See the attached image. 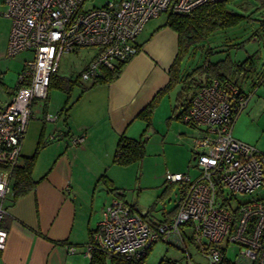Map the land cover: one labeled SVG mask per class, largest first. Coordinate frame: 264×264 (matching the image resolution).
I'll return each instance as SVG.
<instances>
[{"label":"built area","instance_id":"built-area-1","mask_svg":"<svg viewBox=\"0 0 264 264\" xmlns=\"http://www.w3.org/2000/svg\"><path fill=\"white\" fill-rule=\"evenodd\" d=\"M214 1L220 0H106L99 7H87V0L3 1L0 15L10 20L5 55L31 51L33 58L24 61L9 98L0 100V164L5 166L0 168V250L7 238L2 219L11 194L12 170L21 162L32 104L46 97L62 55L96 46L95 55L79 73L82 80L92 79L100 66L112 67L114 61L129 60L138 51L135 39L148 20L166 11L189 13ZM257 81V85L264 81V75ZM250 95L228 79L213 78L202 85L182 118L195 128L191 162L186 171L165 173L167 183L178 184L175 213L152 224L117 190L91 231L85 254L90 257L98 249L107 256L129 259L159 240L180 247L189 241L204 263L194 262L186 251L185 264H221L231 246L237 253L230 263L264 264V197L238 198L264 187V153L232 135ZM82 141L83 136L76 135L70 144ZM67 249L74 251L73 246Z\"/></svg>","mask_w":264,"mask_h":264},{"label":"crops","instance_id":"crops-1","mask_svg":"<svg viewBox=\"0 0 264 264\" xmlns=\"http://www.w3.org/2000/svg\"><path fill=\"white\" fill-rule=\"evenodd\" d=\"M153 19L148 20L137 35L138 51L126 62L117 78L94 85H89L91 79L86 80L84 85L87 87L80 88L77 96H70L69 101H74L67 111L62 110L65 103L62 102L52 113L47 101L48 91L39 106V99L34 100L21 142L19 166L38 148L32 168L33 179L37 182L14 202L6 201L7 212L2 226L7 229V238L5 247L0 250V264H87L85 248L90 232L114 195L107 183L111 188L121 190V197L126 200L120 186L124 183L115 176L118 165L111 163L118 137L124 134L138 138L144 134L147 137L145 153L164 149L166 134L161 135L158 128L167 123L170 126L175 119L180 120L176 118L180 110L176 109L180 108L176 100L180 83L159 96L145 131L146 122L138 114L169 83L175 61L180 65L182 77L183 60L179 59L181 47L177 32L163 24L165 19ZM9 31L10 28L0 36V58L6 56ZM14 88L15 84L6 90L3 84L0 100L6 101ZM48 114L57 115V118L47 119ZM150 129L152 133L148 139L146 133ZM182 133V137L186 135ZM156 134L160 137L158 140L153 137ZM76 135L83 136V141L74 146L70 139ZM182 137L176 141L180 142ZM190 139L187 144H180L188 164L192 159ZM165 173H161L155 182L160 190H168L174 184L165 181ZM135 207L146 220L149 219L146 217L148 210ZM175 211L176 206L169 211L163 210L160 218L148 221L152 224L161 222ZM67 246H73L74 251L70 253Z\"/></svg>","mask_w":264,"mask_h":264},{"label":"rangeland","instance_id":"rangeland-1","mask_svg":"<svg viewBox=\"0 0 264 264\" xmlns=\"http://www.w3.org/2000/svg\"><path fill=\"white\" fill-rule=\"evenodd\" d=\"M3 1L0 0V12L3 10ZM105 1L87 0L86 4L87 7H99ZM228 6L235 12L242 14L244 19L236 26L216 30L205 39L190 46L182 58L181 70L183 71L181 74L185 76V72H190L194 68L202 66L206 60L213 63L223 59V65L219 70L225 72L229 80L241 84L246 93L251 94L245 108L237 116L233 124L232 135L264 153V81L258 85L255 83L258 76L262 73V68H264V29L260 27L261 23L264 22V3H261L259 0H230ZM165 16V13H161L157 18L154 17L153 20L161 21L165 19ZM9 28L10 20L0 15V36L4 35ZM208 48L213 52L205 53ZM96 50V46H82L72 52L64 53L56 73L57 77H70L78 79L81 84H85L86 80H82L79 73L82 67H84L85 61ZM248 55L253 57L254 68L246 71L245 74L239 71L236 72L235 67L237 63L241 62ZM32 58L33 53L31 51H20L10 56L1 57L0 90H2L3 84L6 85V90L12 89L16 83L18 73L22 70L24 61L31 60ZM203 77V73H195L194 75L196 80H200ZM57 79L53 81L48 90L49 96L47 101H49L52 113L55 112L56 106L63 104L62 102H65L67 99V93L57 86ZM177 86L180 87L179 84ZM79 91L80 85L73 88L70 95L74 97L75 94L77 96L76 93H79ZM191 91L192 89L186 91L184 98H188ZM41 102L43 103V99L37 101L38 106ZM172 123L170 126L167 123L158 128L161 135L166 134L163 150L146 151L145 156L139 162L125 166H115L117 180L124 183L120 186L124 189L126 201L135 204L139 210H148L147 219L160 218L163 210L169 211L174 209L179 196L177 183L172 184L168 190H160L155 185L157 177L166 171H186L188 168L187 164L189 160H186V152L180 144H187L195 128H190L182 120L175 119ZM150 132L152 133L151 129L146 133L148 139L150 138ZM182 132L186 133L183 137ZM153 137L157 140L160 138L158 134ZM180 137H182L180 142L176 141ZM189 151H191V148H189ZM250 197H264V187L256 188L252 193L242 194L238 198L240 200H247ZM186 251L194 262L204 263L200 251L192 242L186 241L180 247L161 240L156 241L149 248L145 257V263L157 264L161 258L166 257L184 264L187 260ZM236 253L237 248L231 246L226 253V257L234 260Z\"/></svg>","mask_w":264,"mask_h":264},{"label":"trees","instance_id":"trees-1","mask_svg":"<svg viewBox=\"0 0 264 264\" xmlns=\"http://www.w3.org/2000/svg\"><path fill=\"white\" fill-rule=\"evenodd\" d=\"M229 2L230 0L205 2L194 8L189 13H174L172 11L165 12L166 16L163 24L168 25L178 34L179 45L181 47V57L179 56V59H182V56H184L186 53L185 51L190 48V46L205 39L214 31L234 27L244 19L242 14H239L229 8ZM260 27L264 29V22L261 23ZM212 52L213 51L210 48L206 49L205 51V53ZM127 61L128 60H116L114 61L112 67L100 66L99 72L90 80L89 85L108 83L114 80L120 74ZM222 65L223 59L217 60L213 63L206 60L202 66L194 68L192 71L186 73L185 76L181 77L179 76V65L177 61H175L171 67L169 83H167L163 89H160L155 94L153 99L138 114V116L143 118L146 122L144 131L150 125L151 115L156 107L159 96H161L168 89L174 87L176 84L180 83V88L178 90L176 99L177 102H179L180 110L176 114V118L182 120L190 106L192 96L202 85L208 84L213 78H218L219 80H229V78H227V74L219 70ZM253 68V57L248 55L241 62L237 63L235 71L245 74L246 71L252 70ZM195 73H203L204 77L200 80H196L194 78ZM262 75H264V68H262V73L258 77H261ZM57 78L58 77L56 73L51 76L47 91L49 90L51 84H53V81H55ZM57 80V86L67 93V99L65 100V103L62 107V110L67 111L74 101H69L71 90L75 86L79 85L81 89H84L87 87V85L81 84L78 79H72L70 77H59ZM233 82L237 83L236 81ZM255 83H258V81ZM190 89H192V91L189 97L184 98L185 92ZM146 142L147 137L144 134L138 138H131L121 134L117 139L111 158V163L125 166L140 161L145 156ZM37 150L38 148L31 156L25 157L21 166H18L12 170L13 182L11 183V194L8 196L9 198L7 197L9 204L14 202L19 196L27 193L36 184L37 180L33 179L32 168ZM4 167V165L0 164V168ZM101 178L105 179L104 175H102ZM107 184L115 194L117 188H111L110 184ZM121 196H123V193ZM5 207L7 208L6 203ZM148 250L149 249H147L144 254L126 259L121 255L107 256L103 251L93 249L90 257H88L87 264H146L145 257L148 253ZM157 264L180 263L176 260H171L164 257L161 258ZM221 264L232 263H230V259L228 260V258H225Z\"/></svg>","mask_w":264,"mask_h":264}]
</instances>
